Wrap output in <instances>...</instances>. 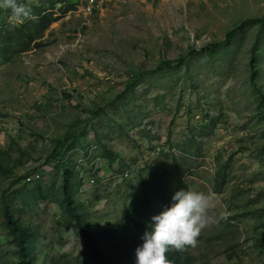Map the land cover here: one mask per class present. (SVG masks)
<instances>
[{"label":"rangeland","instance_id":"374dc122","mask_svg":"<svg viewBox=\"0 0 264 264\" xmlns=\"http://www.w3.org/2000/svg\"><path fill=\"white\" fill-rule=\"evenodd\" d=\"M262 16L264 0H78L44 32V46L0 63V189L13 175L36 171L40 181L21 182L8 191L16 202L21 205V194L39 182L54 181L50 191L56 192L61 168L46 158L57 140L79 135L76 123L99 104L103 110L91 121L94 130L66 156L71 168L86 143L96 141L116 156L112 169L105 160L95 164L105 182L78 190L84 172L76 169L71 177L74 199L92 231L111 226L140 195L135 177L147 157L159 162L154 145L181 155L182 141L201 133L196 137L201 155L188 154L194 167L183 179L189 190L214 194L213 222L187 250L196 261L210 258V264H264L253 244L264 220V118L250 79L255 70L254 83L264 95V25L260 30L257 22H245L227 44L198 52L242 21ZM180 57L183 61L176 63ZM167 60L174 61L170 67L155 70ZM225 161L226 185L215 194L213 176ZM124 168L133 169L131 178L119 185L116 171ZM23 208L22 222L36 226L42 236V261L83 250L80 234L57 223L56 203ZM2 220L0 264H15V247ZM41 252L48 255L45 260Z\"/></svg>","mask_w":264,"mask_h":264},{"label":"trees","instance_id":"16d2710c","mask_svg":"<svg viewBox=\"0 0 264 264\" xmlns=\"http://www.w3.org/2000/svg\"><path fill=\"white\" fill-rule=\"evenodd\" d=\"M77 1L35 0L33 4L26 5L27 0H20V2L31 8L33 13L38 17V20H30L22 25L10 24L8 20L10 12L0 9V63L8 62L17 55L44 46L45 42L42 39L44 32L59 17L74 10ZM245 22H257L261 30L264 25V16L242 21L241 24L227 31L223 40L211 42L209 45L200 48L198 52L205 54L227 44ZM255 46L256 42L252 47L253 54ZM182 61V57L175 60L176 63ZM173 62L168 60L161 61L157 64L155 70L170 67ZM143 73L138 74L134 79ZM255 76L256 71H251L250 79L253 83L252 86L259 92L258 115L264 118V95L261 94L260 89L254 83ZM102 110L103 107L99 104L85 110V112L89 113V116L84 120L78 121L74 129V131L80 132L79 135L72 133L69 134L72 137H66L67 140H57L54 149L47 156L46 163H52L54 166L61 168L62 179L56 188V192L50 191L55 186L54 181L48 186L41 185L39 182L28 188L25 194H21L22 203L19 205L12 196V193H8V191L18 183L23 182V186L31 183H26L24 180L31 173L29 171L28 173L13 175L9 185L6 188L0 189V216L3 219L1 224L10 236L9 242L15 247L13 250V254L16 257L15 264H39V261L40 264H137L136 249L142 246L144 242L142 237L148 226L152 223L151 218L171 206L173 203L172 196L176 191L181 189L189 190L188 184L183 177L188 169L194 167L193 160H191L189 155L195 154L196 157L201 155V145L198 139H196L197 136L202 135L201 133L199 135L197 133V136L193 134L188 139L182 141V144L179 145L181 155H174L162 150L156 154L153 153L155 157H160L159 162L148 161L145 163L143 160L145 164L138 169L139 171L137 170L138 175L135 177L139 188H141L139 191L140 195L133 197L129 201L123 213L117 217L111 226L97 230L96 232L92 231L82 205L74 199L71 189V177L76 171L77 161L83 159V164L76 171L81 174L84 172V178L79 177L78 179V190L81 189V185L89 181L88 178L94 179L92 186L105 182L100 181L97 176L100 173V166L98 169L95 168V160H105L107 168L112 169V163L116 156L105 145L102 143L100 145L98 141L94 142L95 144L86 143L83 151L79 153L71 168L68 166L66 156L70 150L74 148L76 150L81 138H86L88 130H94L91 121ZM86 125H91V128ZM69 140L70 142H68ZM79 146L82 145L80 144ZM92 146H95V148L91 149ZM153 147L151 149L154 150ZM99 148L100 151L98 153ZM228 169V162L225 161L218 164L213 176V193L219 194L223 191L226 185ZM131 170L133 171L132 168H124L116 171L119 172L118 175L127 172L129 176L127 178H117V182H120L119 185L126 182L128 178H131ZM4 172L9 173L10 171L5 170ZM38 181L40 180L36 182ZM40 201L54 202L59 206L60 212L55 216V219L65 232H78L80 234L83 242V250L80 253L72 257L65 256L62 259L50 258L48 262L42 261L38 253V242L42 240V236L36 226L22 222V213H20L24 209L23 206L28 207ZM241 216L243 215H238V217ZM236 218L235 215L230 216L226 221L230 222V220ZM253 244L264 261V220L258 225ZM166 255L171 264H210V258L204 261H196L197 258L191 255L187 249L184 251L170 249ZM47 256V254L43 253L44 260Z\"/></svg>","mask_w":264,"mask_h":264},{"label":"clouds","instance_id":"9594fccd","mask_svg":"<svg viewBox=\"0 0 264 264\" xmlns=\"http://www.w3.org/2000/svg\"><path fill=\"white\" fill-rule=\"evenodd\" d=\"M0 9L10 12L8 20L12 25L38 20L20 0H0ZM214 200L212 193L176 191L171 206L151 218L152 223L142 237L144 242L136 249L137 264H171L166 255L170 249L184 251L196 247L202 230L213 222L209 212ZM228 215L225 212L222 218L227 219Z\"/></svg>","mask_w":264,"mask_h":264},{"label":"built area","instance_id":"2783aa9c","mask_svg":"<svg viewBox=\"0 0 264 264\" xmlns=\"http://www.w3.org/2000/svg\"><path fill=\"white\" fill-rule=\"evenodd\" d=\"M90 2H93V0H89ZM88 8V7H87ZM95 148V146H92V148L91 149H94ZM163 149V147H161V146H155V149L153 150V152H152V154L154 153V154H156V153H158L159 151H161ZM164 150V149H163ZM170 150H171V148L169 149V152H170ZM147 159H148V161L150 162V160H149V158L147 157ZM78 165L76 166V169L78 170V169H80L79 167H80V165L81 164H83V159H79L78 161ZM96 164L97 165H101V161L100 160H98V159H96ZM88 166H90V165H88ZM93 171H95V170H93ZM129 172V171H128ZM98 177H99V180L100 181H105L106 180V178H105V176L104 175H102L101 173H98V175H97ZM126 177H128V173L127 172H124L123 174H121V175H117L116 176V179L117 178H126ZM41 178V175L38 173V172H36V171H34V172H32V173H30L28 176H26V178L24 179L25 180V182H32V181H35V180H39ZM89 179V181L87 182V183H85L84 185L86 186H92V184L94 183V179H91V178H88Z\"/></svg>","mask_w":264,"mask_h":264}]
</instances>
